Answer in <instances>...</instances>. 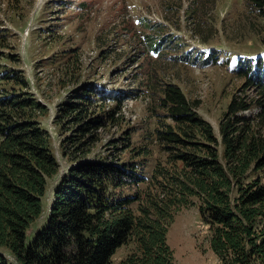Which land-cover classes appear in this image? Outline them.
<instances>
[{
  "label": "trees",
  "instance_id": "1",
  "mask_svg": "<svg viewBox=\"0 0 264 264\" xmlns=\"http://www.w3.org/2000/svg\"><path fill=\"white\" fill-rule=\"evenodd\" d=\"M246 1L264 16V0ZM2 33L7 30L0 28L5 47ZM163 40L155 39L152 50L159 51ZM9 54L0 59L19 61ZM212 55L201 64L212 63ZM237 74L258 89L263 113L257 121L238 115L251 104L233 96L220 140L178 85L162 86L164 114L152 108L162 120L149 144H157L164 158L149 177L143 174L149 144L131 145L138 160L87 158L99 129L118 121L132 94L83 84L56 120L74 124L66 155L75 164L59 177L45 222L28 239L59 163L40 123L46 106L29 92L20 69L0 62V247L14 260L0 252V264H112L116 249L129 241L135 250L117 264H179L167 232L175 214L190 205L208 225L209 246L221 264H264V62L247 60ZM109 102L113 107L105 108ZM122 139L125 148L117 155L130 148V137Z\"/></svg>",
  "mask_w": 264,
  "mask_h": 264
},
{
  "label": "rangeland",
  "instance_id": "2",
  "mask_svg": "<svg viewBox=\"0 0 264 264\" xmlns=\"http://www.w3.org/2000/svg\"><path fill=\"white\" fill-rule=\"evenodd\" d=\"M0 28L7 30L1 42L8 44L0 52L19 58L16 63L5 57L0 62L20 69L29 92L46 106L40 123L50 134V147L59 163L28 239L44 224L59 177L75 164L66 155V138L74 124L56 120L64 103L83 84L93 82L103 89L132 94L124 99L118 121L99 129L89 159L138 160L131 145H148L150 133L161 127L162 119L152 113L154 109L164 114L159 101L168 82L197 104L196 112L211 124L218 140L220 122L230 116L227 105L233 96L251 104L238 115L257 121L263 113L256 101L261 97L258 89L237 74L238 65L250 57L264 62V16L246 0H0ZM160 38L163 43L155 52L151 43ZM188 51L193 55L187 57ZM206 52L215 59L201 64ZM125 136L130 137V148L117 155L125 148ZM148 147L151 153L143 163V174L149 177L164 155L157 144ZM208 234L197 205L181 208L167 232L175 261L221 264L209 246ZM135 248L133 241L117 248L112 264ZM0 252L14 261L5 248L0 247Z\"/></svg>",
  "mask_w": 264,
  "mask_h": 264
}]
</instances>
